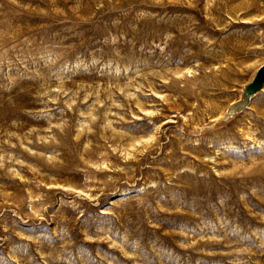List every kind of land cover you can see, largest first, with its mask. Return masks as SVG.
Returning a JSON list of instances; mask_svg holds the SVG:
<instances>
[{
	"label": "rangeland",
	"instance_id": "rangeland-1",
	"mask_svg": "<svg viewBox=\"0 0 264 264\" xmlns=\"http://www.w3.org/2000/svg\"><path fill=\"white\" fill-rule=\"evenodd\" d=\"M262 64L264 0H0V264H264Z\"/></svg>",
	"mask_w": 264,
	"mask_h": 264
},
{
	"label": "water",
	"instance_id": "water-1",
	"mask_svg": "<svg viewBox=\"0 0 264 264\" xmlns=\"http://www.w3.org/2000/svg\"><path fill=\"white\" fill-rule=\"evenodd\" d=\"M264 86V64H262L255 72L251 81H249L243 88L242 99L240 102L234 104L231 111L238 110L249 103L251 98Z\"/></svg>",
	"mask_w": 264,
	"mask_h": 264
},
{
	"label": "bare ground",
	"instance_id": "bare-ground-1",
	"mask_svg": "<svg viewBox=\"0 0 264 264\" xmlns=\"http://www.w3.org/2000/svg\"><path fill=\"white\" fill-rule=\"evenodd\" d=\"M218 117H220V115Z\"/></svg>",
	"mask_w": 264,
	"mask_h": 264
}]
</instances>
